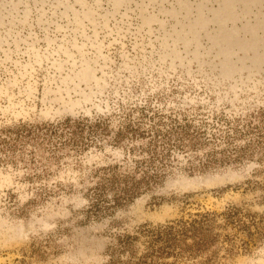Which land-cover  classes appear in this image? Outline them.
Returning <instances> with one entry per match:
<instances>
[{
	"label": "rangeland",
	"instance_id": "rangeland-1",
	"mask_svg": "<svg viewBox=\"0 0 264 264\" xmlns=\"http://www.w3.org/2000/svg\"><path fill=\"white\" fill-rule=\"evenodd\" d=\"M110 173L146 182L115 204ZM231 205L252 235L203 264H264V0H0V264H124Z\"/></svg>",
	"mask_w": 264,
	"mask_h": 264
},
{
	"label": "trees",
	"instance_id": "trees-1",
	"mask_svg": "<svg viewBox=\"0 0 264 264\" xmlns=\"http://www.w3.org/2000/svg\"><path fill=\"white\" fill-rule=\"evenodd\" d=\"M141 182L146 180L132 179L129 175L117 176L110 173L103 181L94 186V193L110 188L112 202L119 204L131 198L137 192ZM98 190V191H97ZM255 220L250 213L241 212L238 206H228L222 210H200L185 218H175L153 225H142L134 233H124L115 237L110 261L120 260L115 253L126 254L124 264H203L213 260L216 249L206 253V249L216 243L223 244L227 253L234 247L233 237L221 229L229 225L252 235L250 227L255 228ZM258 231V230H256ZM140 249L136 251L134 243ZM247 243V241H243Z\"/></svg>",
	"mask_w": 264,
	"mask_h": 264
}]
</instances>
